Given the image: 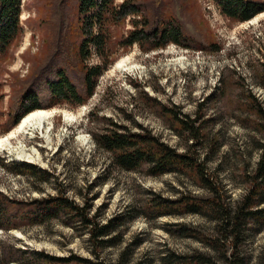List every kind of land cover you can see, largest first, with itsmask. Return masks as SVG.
Returning <instances> with one entry per match:
<instances>
[{"label":"rangeland","instance_id":"rangeland-1","mask_svg":"<svg viewBox=\"0 0 264 264\" xmlns=\"http://www.w3.org/2000/svg\"><path fill=\"white\" fill-rule=\"evenodd\" d=\"M123 1L115 0V7ZM197 1L172 0L176 16L208 47L203 27L218 51L173 43L148 53L138 44L124 49L117 37L132 28L133 14L112 22L105 27L108 65L96 78L93 96L84 105L44 109L57 111L51 145L40 132L26 140L29 150H39L40 161L29 163L7 150L0 154V193L32 202L65 189L69 199L89 205V214L102 224L114 219L117 230L106 238L109 246L96 247L85 227L70 226L65 222L72 218L63 217L0 229V249L10 261L4 264H87L48 262L39 253L93 264H264V216L248 217L236 236L209 204L197 211L190 207L216 199L234 211L254 193L252 210L264 209V186L257 179L264 154V19L235 22L214 0ZM65 13L75 21L78 0H22V35L0 60V136L8 134L16 81L41 62L51 31L56 34ZM91 49L89 64L103 65ZM125 56L134 68L115 70ZM115 124L149 132L180 154L189 153L206 179L191 168L163 175H150L147 166L120 169L94 139L95 133L116 129ZM163 199L168 204H155Z\"/></svg>","mask_w":264,"mask_h":264},{"label":"trees","instance_id":"trees-1","mask_svg":"<svg viewBox=\"0 0 264 264\" xmlns=\"http://www.w3.org/2000/svg\"><path fill=\"white\" fill-rule=\"evenodd\" d=\"M114 1L78 0L75 21L67 18L66 13L63 14L56 34L51 31V38L46 44V53L41 62L32 65L28 74L16 81L18 86L14 88V99L9 106V117L6 121L7 133L32 111L53 108L64 103L77 106L86 104L93 96L96 78L108 65L106 51L109 41L105 27L112 22L124 21L128 15L133 14L132 28L126 33L119 32L117 37L118 43L124 49L138 44L139 48L148 53V51L163 48L169 43L191 50L210 48L212 51H218L220 49L203 27L201 30L207 35L208 47L201 45L190 34L183 21L176 16L172 0H124L118 7H115ZM214 1L218 4L221 13L235 22L251 21L264 12V2L261 0ZM21 3L22 0H0V60L7 55L16 36L22 35L23 28L19 22ZM187 7L191 9L189 5ZM87 25H89L88 29ZM91 47L96 49L97 54L103 58V65L89 64L93 53ZM181 122L189 127L185 120ZM115 126L118 129L109 128L95 133L94 139L100 148L113 155V163L120 169L136 171L147 166L150 175H163L191 168L198 170L201 178L206 179L204 170L200 165L194 164V159L189 153L180 154L149 132L126 131L118 124ZM258 165L257 179L261 180L258 186H264V154ZM24 166L27 167V165ZM208 182V187L216 191L215 186ZM59 191L57 196L51 195L47 198L32 200V202L15 200L0 193V229L8 231L21 228L26 224L33 225L68 217L72 219L65 223L70 226L79 224L85 227L93 245L99 248L109 246L110 240L107 241L106 238L117 230L112 225L114 219L102 224L97 215L92 217L89 214V205L77 204L76 201L69 199L65 189ZM253 195L254 193L250 194L243 206L234 211L223 208L221 204L216 203V199L198 200L190 207L192 211H197L198 206L209 204L218 218L226 224V230L238 236L248 217L259 219L264 216V209L252 210L255 203ZM168 201L169 199H163L155 204L165 206L164 203L168 204ZM263 201L264 197L260 202ZM0 253V264L9 263L3 248L0 249ZM39 254L43 256L44 261L48 262L50 260L63 263L82 261L93 264V261L80 257L57 258L44 253Z\"/></svg>","mask_w":264,"mask_h":264},{"label":"bare ground","instance_id":"bare-ground-1","mask_svg":"<svg viewBox=\"0 0 264 264\" xmlns=\"http://www.w3.org/2000/svg\"><path fill=\"white\" fill-rule=\"evenodd\" d=\"M261 18L264 19V12L254 17L250 23H258ZM125 68H134L130 57L125 56L116 63L115 70H124ZM56 114L57 111L55 110H35L29 113L15 126L14 130L4 136H0V154L3 150H7L10 154H14L29 163L39 162L40 157L37 156L39 150H29L26 140H32L34 135L40 132L46 138L48 145H51V121ZM65 115L68 118H72L69 113Z\"/></svg>","mask_w":264,"mask_h":264}]
</instances>
